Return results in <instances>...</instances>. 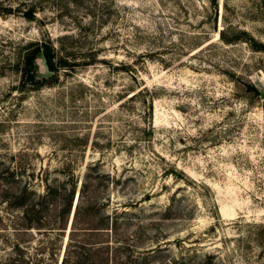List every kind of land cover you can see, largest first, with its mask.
I'll return each instance as SVG.
<instances>
[{
  "label": "rangeland",
  "instance_id": "obj_1",
  "mask_svg": "<svg viewBox=\"0 0 264 264\" xmlns=\"http://www.w3.org/2000/svg\"><path fill=\"white\" fill-rule=\"evenodd\" d=\"M262 44L264 0H0V168L87 181L110 264H264Z\"/></svg>",
  "mask_w": 264,
  "mask_h": 264
},
{
  "label": "trees",
  "instance_id": "obj_2",
  "mask_svg": "<svg viewBox=\"0 0 264 264\" xmlns=\"http://www.w3.org/2000/svg\"><path fill=\"white\" fill-rule=\"evenodd\" d=\"M34 7L30 3L24 16L32 17ZM39 56L48 60L51 80L57 81L56 72L68 64L46 42H35L23 55V80L34 86L45 82L44 76L41 81L36 79ZM148 111L152 112V106H148ZM16 169L0 168V264H110L111 244H115L110 232L115 225L108 222V213L91 222L97 213L94 203L84 200L87 181L82 183L74 203V181L44 180L42 189L36 190L28 180L20 178Z\"/></svg>",
  "mask_w": 264,
  "mask_h": 264
},
{
  "label": "water",
  "instance_id": "obj_3",
  "mask_svg": "<svg viewBox=\"0 0 264 264\" xmlns=\"http://www.w3.org/2000/svg\"><path fill=\"white\" fill-rule=\"evenodd\" d=\"M45 62H46V65H47V67H48L49 71H51V68H50V65H49V62H48V60H47V59H45ZM78 193H79V192H77V193H76V198L78 197ZM75 202H76V199H75Z\"/></svg>",
  "mask_w": 264,
  "mask_h": 264
}]
</instances>
